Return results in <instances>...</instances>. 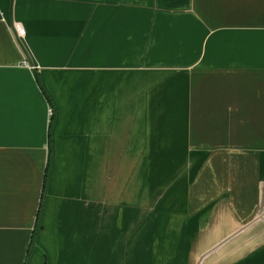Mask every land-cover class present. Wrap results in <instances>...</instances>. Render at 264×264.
<instances>
[{
  "label": "crops",
  "instance_id": "crops-1",
  "mask_svg": "<svg viewBox=\"0 0 264 264\" xmlns=\"http://www.w3.org/2000/svg\"><path fill=\"white\" fill-rule=\"evenodd\" d=\"M0 264H264V0H0Z\"/></svg>",
  "mask_w": 264,
  "mask_h": 264
},
{
  "label": "built area",
  "instance_id": "built-area-1",
  "mask_svg": "<svg viewBox=\"0 0 264 264\" xmlns=\"http://www.w3.org/2000/svg\"><path fill=\"white\" fill-rule=\"evenodd\" d=\"M12 28L15 30V33H16V36H17V39L19 38H21V37H23L24 36V29L19 25V24H13L12 25ZM48 115H49V117L50 118H52L53 117V111L52 110H49L48 111Z\"/></svg>",
  "mask_w": 264,
  "mask_h": 264
},
{
  "label": "trees",
  "instance_id": "trees-1",
  "mask_svg": "<svg viewBox=\"0 0 264 264\" xmlns=\"http://www.w3.org/2000/svg\"><path fill=\"white\" fill-rule=\"evenodd\" d=\"M48 168H49V162H47L46 171H48ZM38 218H39V212L37 213L36 221H38ZM33 237H34V234H33L32 238ZM31 243H32V240H31ZM31 243H30V245H31ZM30 245H29V248H30Z\"/></svg>",
  "mask_w": 264,
  "mask_h": 264
},
{
  "label": "water",
  "instance_id": "water-1",
  "mask_svg": "<svg viewBox=\"0 0 264 264\" xmlns=\"http://www.w3.org/2000/svg\"><path fill=\"white\" fill-rule=\"evenodd\" d=\"M27 57V56H26Z\"/></svg>",
  "mask_w": 264,
  "mask_h": 264
}]
</instances>
